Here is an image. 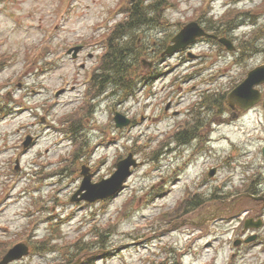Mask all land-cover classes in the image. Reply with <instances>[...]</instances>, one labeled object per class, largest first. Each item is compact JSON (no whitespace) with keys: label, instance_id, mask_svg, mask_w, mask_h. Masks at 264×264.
Listing matches in <instances>:
<instances>
[{"label":"rangeland","instance_id":"374dc122","mask_svg":"<svg viewBox=\"0 0 264 264\" xmlns=\"http://www.w3.org/2000/svg\"><path fill=\"white\" fill-rule=\"evenodd\" d=\"M126 1L0 0V249L30 246L28 256L11 264H65L67 255L89 244L91 259L86 255L80 264H264V227L254 246L231 257L247 201H237L224 216L215 212L212 223L199 227L191 222L217 206L186 203L196 191L216 186L230 193L247 175L263 172L262 109L227 116L221 124L220 115L211 118L217 123L209 135L198 131L208 120L196 116L209 117L210 109L198 105L201 94L227 93L264 63V0H166L164 28L145 29L148 38L174 35L192 21L223 32L219 22L237 15L238 27L225 33L249 55L239 58L200 41L160 59L172 73L122 99L88 87L105 36L125 18ZM71 46L82 47L75 58ZM168 102L178 115L164 113ZM115 111L134 124L116 129ZM183 130L188 144L178 140ZM26 135L33 141L24 150ZM128 154L137 166L117 197L70 202L82 181L81 165L99 181ZM210 167H217L211 179Z\"/></svg>","mask_w":264,"mask_h":264},{"label":"trees","instance_id":"16d2710c","mask_svg":"<svg viewBox=\"0 0 264 264\" xmlns=\"http://www.w3.org/2000/svg\"><path fill=\"white\" fill-rule=\"evenodd\" d=\"M148 2L149 0L127 1L123 9L125 18L117 23L112 31L105 36L103 46L106 49V54L102 57L100 65L104 69L93 75L91 84L94 89L101 91L106 87H111L122 99H127L134 94L141 82H145L147 77L145 78L141 73L142 66L140 63L141 58L147 53L149 44L147 36L144 35L145 29L151 25H158L164 20L161 12L166 5L164 0ZM236 21L237 15L227 19L226 23L220 21L218 26L223 27V32L217 29L214 32L217 35H227L225 31H229L230 26L232 28L236 26ZM209 27L211 26L207 25V29ZM212 28H215V26ZM172 36V34H168V39ZM249 45H252V43ZM244 49L238 48L239 58L248 54V48L244 47ZM216 98V100L211 98L210 102L218 104L220 111L225 97L219 95ZM181 137H184V133L181 134ZM44 242L45 240L41 241L38 247L45 246L46 243ZM5 250L6 248L0 249V256L3 255ZM78 250L84 251L82 246ZM77 251H75V254H77ZM75 254L67 255L66 261L71 262L77 257Z\"/></svg>","mask_w":264,"mask_h":264},{"label":"water","instance_id":"95a60500","mask_svg":"<svg viewBox=\"0 0 264 264\" xmlns=\"http://www.w3.org/2000/svg\"><path fill=\"white\" fill-rule=\"evenodd\" d=\"M204 34L205 33L203 32V30L196 23L188 24L174 36V38L171 40V45L167 47L165 54L171 55L179 51L188 44L192 43L196 37L202 36ZM219 42L224 44L228 49L232 48L230 43L225 39H220ZM78 50V48H75L74 52L76 53ZM263 83L264 64L251 70L247 74L244 81L231 91V93L228 95L229 106L237 104L240 105L243 110H247L255 105L260 99V93L259 91L254 89V87ZM114 120L116 122V127L118 128H122L129 124V120L121 114H116ZM29 143L30 138H27V140L24 142V147H27ZM262 154L264 160V147L262 150ZM135 165V161L132 159V156L129 155L126 159L118 163L116 172L106 180H102L101 182L93 185L89 182V176H85L81 188L76 193V195L85 190L86 192L81 195V198L79 200H86L89 202L101 198H107L113 195L121 188L124 180L130 175V166L135 167ZM85 173L86 172H84L83 175ZM245 227H247V224ZM26 254L27 248L24 245H16L14 248L8 251V253L3 257L0 264H8L12 261L20 259Z\"/></svg>","mask_w":264,"mask_h":264},{"label":"flooded vegetation","instance_id":"af4514ba","mask_svg":"<svg viewBox=\"0 0 264 264\" xmlns=\"http://www.w3.org/2000/svg\"><path fill=\"white\" fill-rule=\"evenodd\" d=\"M155 52H156V50H155V49H152V51H151L152 55L155 54ZM150 71H151V73H152V72H153V68H151ZM166 107H167V108L165 109V112H167V110L171 107V104H167ZM215 111H216V109H215L214 106H212V107L210 108V110H209V112L211 113V115H212V114L215 115ZM176 114H179V111H177ZM240 114H241V112H239L237 109H235L234 111L231 112V117H236V116H238V115H240ZM214 115H213V116H214ZM213 118H216V117H213ZM214 122H215V121H212V119H211V120L209 121V123H208L209 126H206V127H205V130L207 129V127L210 128L209 133H211L212 130H213L212 127H211V124L214 123ZM209 133H208V134H209ZM204 135H207V132H205Z\"/></svg>","mask_w":264,"mask_h":264}]
</instances>
